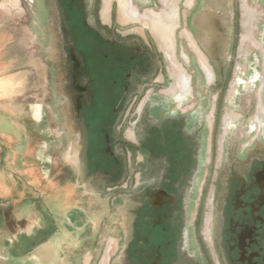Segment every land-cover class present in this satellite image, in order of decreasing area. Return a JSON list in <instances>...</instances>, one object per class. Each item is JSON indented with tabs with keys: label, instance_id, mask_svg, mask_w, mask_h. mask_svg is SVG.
<instances>
[{
	"label": "rangeland",
	"instance_id": "obj_1",
	"mask_svg": "<svg viewBox=\"0 0 264 264\" xmlns=\"http://www.w3.org/2000/svg\"><path fill=\"white\" fill-rule=\"evenodd\" d=\"M9 1L18 8L4 22L10 24L17 41L25 39L22 47L28 45L30 56L48 71L45 92L33 69L30 95L45 99L46 117L54 127L56 121L58 132L68 133L69 127L61 122L60 109L55 107L60 98L57 76L75 88L73 64L64 49V45L71 49L73 45L62 31L66 16L61 0ZM201 2L95 0L94 7L92 0L93 16L87 18L92 28L107 39L115 36L119 44L138 48L143 43L151 48L152 71L136 78L138 86L133 85L113 113L107 145L110 153L101 148L100 156L104 166L108 159L113 160L109 166L115 173L82 183L79 195L85 190L90 195L100 192L110 218L96 229L94 225L83 229V243L73 252L72 264H134V257L128 260L127 254L139 223H152L155 207L149 198L166 190L179 198L175 208L158 214L170 218L174 243L165 258L158 257L154 264H230L224 247L227 237L222 233L234 190L230 181L237 176L250 179L249 163L259 165L264 159V0H237L236 5L235 0H227L231 8L229 54L216 63L220 73L216 71L211 79L203 73L191 40L190 23H197ZM72 23L78 27L79 17ZM83 36L91 41L87 34ZM231 68L238 69L237 74ZM38 87L40 96L34 90ZM176 132L185 151L183 160L171 161L179 168L174 172L169 151L153 152L151 143ZM63 152L65 155V148ZM165 178H171L169 187L163 183ZM81 200L86 201V211L95 210L91 196ZM8 239L5 230L0 235V264H27L9 250ZM66 255L70 256L68 250L61 259ZM153 258L147 255L144 264H153Z\"/></svg>",
	"mask_w": 264,
	"mask_h": 264
},
{
	"label": "flooded vegetation",
	"instance_id": "obj_2",
	"mask_svg": "<svg viewBox=\"0 0 264 264\" xmlns=\"http://www.w3.org/2000/svg\"><path fill=\"white\" fill-rule=\"evenodd\" d=\"M201 1L197 23H192V20L190 23L193 28L191 40L203 73L211 79L216 71L220 73L216 63H221L220 59L229 54L226 48L231 40L228 30L231 8L227 5V0ZM236 3L237 0L235 5ZM61 4L66 16L65 28H62V31L66 37L72 39L73 48L66 43L64 49L73 64L75 88L60 82L57 76L60 98L56 107L60 109L61 122H65L69 127L68 133L59 132V140L65 149L74 144L81 182L100 181L103 175L109 176L113 171L115 173L109 166L113 160L108 159L104 166L100 156L101 148L105 153H110L107 145L115 108L121 107L133 85L138 86L135 84L136 78L152 71L153 51L143 43L138 48L128 46L130 43L119 44L115 36L107 39L92 28L87 19L88 16H93V11L90 10L93 8L92 0H61ZM49 13H52L50 7ZM76 16L79 17L78 27L72 23ZM232 17L235 20V14ZM250 33L249 31L252 39ZM84 34H87L91 41H85ZM236 71L238 69L233 71L231 68L233 74H237ZM179 135L180 133L176 132L163 138L159 136L152 140L151 149L159 154L169 151V159L172 158L170 162L175 158L183 160L181 154L185 150ZM171 165L172 171L177 172L178 165L174 162H171ZM72 170L76 174L75 169ZM248 173L250 179L237 176L230 181L234 190L232 189L231 204L226 207V221L222 227V233H225L228 241L224 247L228 252L230 264H264V159L259 165L249 163ZM164 182L166 187L172 184L171 178H165ZM99 193H93L97 199L100 198ZM149 200L154 203L153 208L155 207L152 223L150 226L144 222L139 223L135 240L130 244L127 254L128 260L134 257V264H144L147 255L155 257L152 259L154 264L158 257L165 258L174 243V236L169 227L170 218L158 214L175 208L179 198L172 190H166L152 195ZM97 204L98 202L96 206ZM107 216L110 218L108 214Z\"/></svg>",
	"mask_w": 264,
	"mask_h": 264
},
{
	"label": "crops",
	"instance_id": "obj_3",
	"mask_svg": "<svg viewBox=\"0 0 264 264\" xmlns=\"http://www.w3.org/2000/svg\"><path fill=\"white\" fill-rule=\"evenodd\" d=\"M9 3L0 5V235L6 230L9 250L27 264H72L83 229L98 228L108 216L102 199L86 190L79 195L82 182L74 144L64 155L56 121L54 127L46 117L45 99L30 95L33 69L45 92L48 71L30 56L28 45L22 47L25 39L17 41L4 22L18 8ZM34 90L40 96L39 87ZM88 196L95 210L86 211L81 199ZM64 250L70 256L62 260Z\"/></svg>",
	"mask_w": 264,
	"mask_h": 264
}]
</instances>
